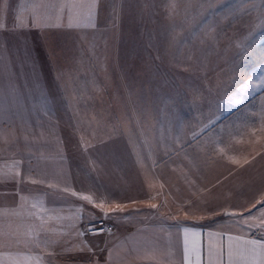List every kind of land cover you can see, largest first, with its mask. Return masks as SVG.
Listing matches in <instances>:
<instances>
[{"label":"rangeland","instance_id":"1","mask_svg":"<svg viewBox=\"0 0 264 264\" xmlns=\"http://www.w3.org/2000/svg\"><path fill=\"white\" fill-rule=\"evenodd\" d=\"M59 2L0 0V160L56 194L108 184L132 213L239 211L254 175L227 165L264 146V0H98L91 24L31 27Z\"/></svg>","mask_w":264,"mask_h":264},{"label":"crops","instance_id":"2","mask_svg":"<svg viewBox=\"0 0 264 264\" xmlns=\"http://www.w3.org/2000/svg\"><path fill=\"white\" fill-rule=\"evenodd\" d=\"M241 156L237 155L227 166L240 173L248 170L254 176L250 182L236 183L241 194H236L235 205L240 210L234 212L252 214L251 222L259 226L264 223V216L258 212L264 203L257 204L264 201V146L256 152H247L238 164L237 158ZM10 159L0 160V264H37L35 259L25 257H40L42 264H183L184 226L205 234L199 238L205 247L210 242L208 232L217 234L216 240L211 241L217 246L221 234L264 241L258 230L249 231L233 219L235 216L223 214L230 211L195 215L187 204L183 212L171 211L164 218L162 215L166 214L158 210L157 200L154 214L144 211L152 204L142 208L139 205L132 213L130 201L116 202L108 184L105 195L100 197L95 192L99 190L98 184L92 186L94 204L71 195V190L56 194L50 184L21 182L13 173V168L19 166ZM256 162L259 165L253 166ZM100 204L103 211L97 206ZM117 205L123 211H111ZM104 212H108L109 218L104 217ZM97 221L105 223L106 231L87 232L88 225L95 227ZM81 231L85 233L83 236L78 235Z\"/></svg>","mask_w":264,"mask_h":264},{"label":"snow or ice","instance_id":"3","mask_svg":"<svg viewBox=\"0 0 264 264\" xmlns=\"http://www.w3.org/2000/svg\"><path fill=\"white\" fill-rule=\"evenodd\" d=\"M35 8L47 7L50 12L56 10L57 14L55 16V22H52L51 15L46 17H40L36 15L35 12L32 17L31 27L43 29L45 27L54 28L62 27L61 17L63 13L67 12L68 24L67 27L81 26L84 24H91L95 18L98 0H60L58 4H48V5H36ZM173 7L175 5L173 4ZM18 22L16 27H28V22L26 19L17 18ZM248 85L254 91L258 87H264V78L259 82L253 83L252 80L248 81ZM244 92V89H240ZM234 104L240 103L239 99L233 101ZM247 163V161H245ZM19 176V172L16 173ZM35 182V181H33ZM64 191H68L67 188ZM71 195L77 196L78 194L72 192ZM80 199L86 201L87 203L94 204V201L89 195H81ZM264 203V201H257V204ZM36 207V205H33ZM103 211V204L97 205ZM152 208H157L156 204L151 205ZM256 205H253L255 208ZM111 211H123V208L119 205L116 208L111 209ZM261 216H264V208L258 209ZM226 216H235L243 220L249 231L256 229L259 231L260 235L264 237V223L257 226L251 221L253 220V215L250 214L248 217H241L240 213L235 212H225ZM104 217H108V212H104ZM94 220L95 217L93 216ZM239 222V221H238ZM87 232L98 234L99 232L106 231L104 228L97 230L91 224L88 225ZM184 235V247H183V264H264V241L261 239L251 238L245 239L243 235L232 236L221 234L220 244L217 246L211 241L216 240L217 234L213 232H208L206 235L209 238V244L207 247L203 245L199 239L202 235L200 231L184 226L182 228ZM85 233L83 231L79 232L78 235L83 236ZM226 241V242H225ZM90 250V249H89ZM26 260L35 259L37 264H42L40 257H25Z\"/></svg>","mask_w":264,"mask_h":264},{"label":"built area","instance_id":"4","mask_svg":"<svg viewBox=\"0 0 264 264\" xmlns=\"http://www.w3.org/2000/svg\"><path fill=\"white\" fill-rule=\"evenodd\" d=\"M95 228L97 230H99L100 228H104L105 229L106 225H105V223L103 221H97L96 224H95Z\"/></svg>","mask_w":264,"mask_h":264}]
</instances>
